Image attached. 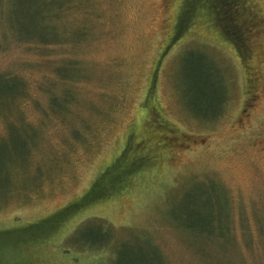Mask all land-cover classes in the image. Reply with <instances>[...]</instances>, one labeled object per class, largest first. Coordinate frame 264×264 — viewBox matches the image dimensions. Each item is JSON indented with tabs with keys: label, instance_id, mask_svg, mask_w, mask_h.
<instances>
[{
	"label": "rangeland",
	"instance_id": "1",
	"mask_svg": "<svg viewBox=\"0 0 264 264\" xmlns=\"http://www.w3.org/2000/svg\"><path fill=\"white\" fill-rule=\"evenodd\" d=\"M16 2L0 0V71L20 76L27 92L11 102L16 93L0 85V264H25L33 253L44 264H114L111 241L89 243L107 231L129 244L130 264H264V43L247 71L232 44L195 22L172 42L168 0H79L59 27L68 37L84 28L78 44L20 43L21 27L10 31L13 18L24 20ZM67 57L76 68L63 80ZM143 140L154 156L126 194L30 241L37 220L82 196ZM213 194L223 206L209 234L201 216Z\"/></svg>",
	"mask_w": 264,
	"mask_h": 264
},
{
	"label": "trees",
	"instance_id": "2",
	"mask_svg": "<svg viewBox=\"0 0 264 264\" xmlns=\"http://www.w3.org/2000/svg\"><path fill=\"white\" fill-rule=\"evenodd\" d=\"M77 1L79 0H17L15 3V6L17 7L14 8V11L20 15L23 14L22 19L24 20L13 18L11 21L12 26H10V31H17V29L21 27L23 36L21 35V37L16 38V40L20 43L60 45L72 41L74 44H78L87 35L84 28H79L75 33V36L72 37H68L65 30L62 32L59 29L61 26L60 20L62 19L64 13L73 7L72 5L76 4ZM168 1V6L172 8L168 22L170 27L169 37L172 42H175V39H177L178 32L176 31H181L183 29V33L191 27L193 22H195L196 25L194 26V30H198L202 35H208L212 39L215 38L232 44L243 59L245 69L247 71L249 70L252 66V62L255 60L253 53L255 54L257 52L255 50L256 45L264 43V6L259 4L258 0ZM82 2L83 0H81V5ZM4 9V6L0 7V12L3 13ZM28 16L29 20L27 19ZM31 23H36L37 27L34 26L31 28ZM169 32L167 33L168 35ZM7 45H9L8 41L6 46ZM0 47L2 46L0 45ZM75 62H77V60L67 57L65 58V62H62V65L58 67V75L63 80L72 77L67 76L66 73L70 71L71 68H76ZM155 72L156 71H154V73ZM212 77H214L213 74ZM2 84L7 90H11V93H16L11 102H13L14 99L17 100L19 96L24 94L26 95L27 84L18 75H13L11 72L0 71V85L2 86ZM153 85H155V83L151 82L149 88H154ZM1 95H3V93ZM147 98L149 99L148 95ZM147 98L144 102L145 107ZM223 100H225V98ZM56 101H58V99L55 96L53 98V105L55 106L57 103ZM7 109H10V104L7 106ZM151 111H153V108L150 104L149 112L147 108V113L145 114V116L148 114L147 123L149 122L152 125H156L157 121L154 120L156 118H152L156 117V114ZM200 114L201 113L195 114V116H198L199 118L202 116H212L208 114ZM10 123L14 124L12 121H10L9 124ZM134 135L137 136V134L132 133L131 137ZM147 145L148 147L143 150V148ZM134 146L135 147L132 152L130 151V147L132 146H130L121 158H117L110 165H108L94 180L91 187L82 194V196L76 197L66 205L59 207L52 213L44 215L37 220L35 224L39 225L38 230L36 231L35 237L30 241L43 240L47 234L49 235L51 233L61 231L67 227L72 220L84 212V210H90L95 207V203L112 198L114 192V196L120 192L122 195L126 194L129 191L128 188L130 186L132 175L137 173V170L140 169L146 160H149L154 156L152 149L154 148V145L151 146L150 142H145V140H143V142H137ZM136 151H138V153ZM113 172L117 173L113 178L114 184L112 185V189L109 190L111 192H108L105 189L106 181L111 178ZM213 198V209L211 212L208 209V212L201 216V218H203L207 214V228L204 226L203 228H205V230L203 231L209 234L212 231L211 228L214 227V225H211L217 220L216 217L213 216L216 211L215 207L218 204L223 206L219 195L213 194ZM209 200L210 196H206L204 205H207ZM184 221L187 229L193 228V225L187 221L186 218ZM86 224L87 223H82L78 226L79 228L76 233L79 239L81 238L79 235L82 233V229L86 226ZM110 228H107V230ZM222 229L225 230L224 228ZM227 229L228 228H226V230ZM107 232L110 234V231ZM107 232L104 231V233L108 234ZM109 234L108 237L103 238L105 239L103 242L102 240L97 239H94L91 242L87 240L86 242H89L91 246H96L100 243L103 244L111 241L110 245L115 247L114 257L112 259L114 264H130V262L134 261V259L130 257L132 251L129 248V244L123 241L122 238H112V234ZM26 243H29V241ZM33 254L26 256L27 259H25V264H44L42 260H39L40 255L38 253Z\"/></svg>",
	"mask_w": 264,
	"mask_h": 264
}]
</instances>
